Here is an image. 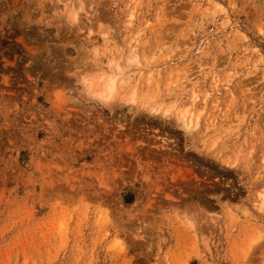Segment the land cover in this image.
I'll use <instances>...</instances> for the list:
<instances>
[{"label": "rangeland", "instance_id": "1", "mask_svg": "<svg viewBox=\"0 0 264 264\" xmlns=\"http://www.w3.org/2000/svg\"><path fill=\"white\" fill-rule=\"evenodd\" d=\"M262 196L264 0H0V264H264Z\"/></svg>", "mask_w": 264, "mask_h": 264}, {"label": "bare ground", "instance_id": "2", "mask_svg": "<svg viewBox=\"0 0 264 264\" xmlns=\"http://www.w3.org/2000/svg\"><path fill=\"white\" fill-rule=\"evenodd\" d=\"M72 18L75 19L76 18V15L73 14L72 15ZM129 76L128 75H124L123 78L120 79V83H118V85H121V83H125L127 81L126 78H128ZM94 86H96V90L94 92V94L98 95L100 98H102V100H105V101H108L110 98L113 97V93H114V90L116 89V81L114 79V76L113 77H109L107 79V81H105L103 83L102 86L99 85V82L96 84H94ZM131 101L134 100V98L132 97L130 99ZM184 124H185V120H183ZM260 206L264 205V197L262 196L261 198V201L259 202Z\"/></svg>", "mask_w": 264, "mask_h": 264}]
</instances>
